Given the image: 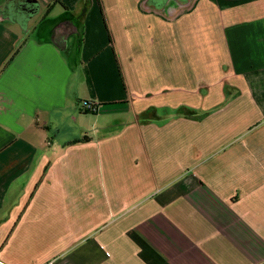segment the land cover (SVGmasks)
Wrapping results in <instances>:
<instances>
[{
	"label": "crops",
	"instance_id": "obj_1",
	"mask_svg": "<svg viewBox=\"0 0 264 264\" xmlns=\"http://www.w3.org/2000/svg\"><path fill=\"white\" fill-rule=\"evenodd\" d=\"M152 2L0 0V264H264V0Z\"/></svg>",
	"mask_w": 264,
	"mask_h": 264
},
{
	"label": "built area",
	"instance_id": "obj_2",
	"mask_svg": "<svg viewBox=\"0 0 264 264\" xmlns=\"http://www.w3.org/2000/svg\"><path fill=\"white\" fill-rule=\"evenodd\" d=\"M84 111L89 113H97L99 111V108L94 103H86L84 105Z\"/></svg>",
	"mask_w": 264,
	"mask_h": 264
},
{
	"label": "trees",
	"instance_id": "obj_3",
	"mask_svg": "<svg viewBox=\"0 0 264 264\" xmlns=\"http://www.w3.org/2000/svg\"><path fill=\"white\" fill-rule=\"evenodd\" d=\"M55 2L56 3H62V0H55ZM98 108H99V106H98ZM89 113V112H88ZM94 114H96V113H94Z\"/></svg>",
	"mask_w": 264,
	"mask_h": 264
},
{
	"label": "water",
	"instance_id": "obj_4",
	"mask_svg": "<svg viewBox=\"0 0 264 264\" xmlns=\"http://www.w3.org/2000/svg\"><path fill=\"white\" fill-rule=\"evenodd\" d=\"M156 1H157V0H153V2H152V3L154 4V3H156Z\"/></svg>",
	"mask_w": 264,
	"mask_h": 264
}]
</instances>
